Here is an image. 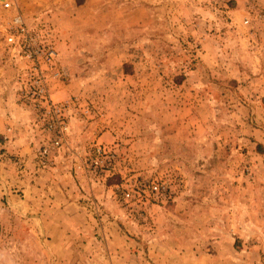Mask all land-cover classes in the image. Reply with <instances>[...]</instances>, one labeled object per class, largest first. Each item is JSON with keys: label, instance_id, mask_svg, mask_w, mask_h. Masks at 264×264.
<instances>
[{"label": "rangeland", "instance_id": "obj_1", "mask_svg": "<svg viewBox=\"0 0 264 264\" xmlns=\"http://www.w3.org/2000/svg\"><path fill=\"white\" fill-rule=\"evenodd\" d=\"M17 1L54 42L48 87L68 104L65 142L42 165L52 133L24 96L27 62L1 23L0 78L26 118L18 132L37 168L59 160L61 179L81 191V219L96 225L85 241L53 242L0 224V264H62L52 256L75 249H101L114 264H264V3Z\"/></svg>", "mask_w": 264, "mask_h": 264}, {"label": "crops", "instance_id": "obj_2", "mask_svg": "<svg viewBox=\"0 0 264 264\" xmlns=\"http://www.w3.org/2000/svg\"><path fill=\"white\" fill-rule=\"evenodd\" d=\"M246 3L251 7L264 3V0H247ZM254 80L261 82L260 77H251L249 83ZM8 83L5 77L0 78V134L3 136L0 148H4L0 154V173L6 177L5 184L0 188V211L10 216L7 218L9 222L1 220L0 224L28 226L30 235L42 241H85L91 235L88 229L96 223L87 217L81 219L86 215L85 209L82 204H78L80 202H75V199L80 198L81 191L70 181L61 179L62 173L66 176L69 172L61 168L59 160L51 171L36 167L31 138L25 133L21 136V132H18L26 122L25 113L19 112L20 109L14 104L15 94L7 93L5 88H9ZM260 96H264V92ZM20 118L24 120L22 125ZM7 155L19 157L20 166L6 159ZM230 240H233L232 237ZM61 254L52 258L62 264H97L99 258L107 261L101 264H114L109 259L111 254L101 249H75ZM212 255L208 253L206 257Z\"/></svg>", "mask_w": 264, "mask_h": 264}, {"label": "built area", "instance_id": "obj_3", "mask_svg": "<svg viewBox=\"0 0 264 264\" xmlns=\"http://www.w3.org/2000/svg\"><path fill=\"white\" fill-rule=\"evenodd\" d=\"M1 23L5 44L27 62L23 79L28 85L23 87L24 96L30 100L31 109L41 115L42 121L45 120L46 129L52 133L49 143L39 150L38 159L44 165L48 155H52L63 145L68 130V104L53 101L47 81L48 71L56 67L55 45L47 32H40L27 24L17 0H0ZM103 152L100 147L96 148L98 155ZM100 162L97 157L90 159L89 169L96 171ZM87 172L89 173V170ZM150 189L155 194H163L166 188L158 182H151ZM123 195L126 199L133 197L127 190Z\"/></svg>", "mask_w": 264, "mask_h": 264}]
</instances>
